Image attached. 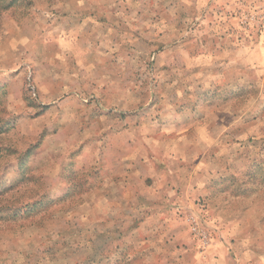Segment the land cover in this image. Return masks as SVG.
Wrapping results in <instances>:
<instances>
[{
  "label": "rangeland",
  "instance_id": "obj_1",
  "mask_svg": "<svg viewBox=\"0 0 264 264\" xmlns=\"http://www.w3.org/2000/svg\"><path fill=\"white\" fill-rule=\"evenodd\" d=\"M0 264H264V0H0Z\"/></svg>",
  "mask_w": 264,
  "mask_h": 264
}]
</instances>
